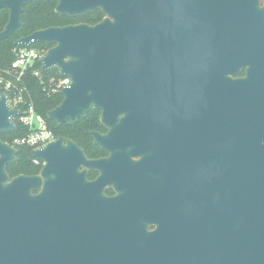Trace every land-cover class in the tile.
Returning a JSON list of instances; mask_svg holds the SVG:
<instances>
[{
    "label": "water",
    "instance_id": "water-1",
    "mask_svg": "<svg viewBox=\"0 0 264 264\" xmlns=\"http://www.w3.org/2000/svg\"><path fill=\"white\" fill-rule=\"evenodd\" d=\"M0 0V41L24 5ZM96 24L51 26L16 44H53L44 71L71 78L47 112L58 124L101 111L111 151L90 159L62 136L11 177L2 138L21 110L0 96V264H264V7L251 0H58ZM244 65L246 78L235 77ZM165 137L166 150L157 141ZM176 144L178 150L172 149ZM141 159L134 160L135 155ZM87 166L101 171L89 180ZM114 186L117 195L107 196ZM161 200L148 207V189ZM146 204V205H145ZM148 222L158 228L148 230Z\"/></svg>",
    "mask_w": 264,
    "mask_h": 264
},
{
    "label": "trees",
    "instance_id": "trees-1",
    "mask_svg": "<svg viewBox=\"0 0 264 264\" xmlns=\"http://www.w3.org/2000/svg\"><path fill=\"white\" fill-rule=\"evenodd\" d=\"M58 0H32L24 5V12L22 14V22L24 28L17 34L10 36L7 39L0 41V69L9 70L12 67V62L15 59V50L20 47L16 41L22 37L31 34L32 32L51 26H65L68 24H75L86 22L89 24H96L101 21L105 14L101 10L87 13L83 16H69L56 12ZM9 19V10L6 8L0 9V31L4 28ZM38 47L45 51L53 46L48 43H35ZM35 69L41 70V75L37 76L30 70L23 76V83L26 86L29 99L33 102L36 110L46 117L48 124L56 134L69 136L79 144L82 140L91 138L88 133L89 130L98 129L101 126L100 110L91 109L86 117H81L77 122H70L63 125H58L54 120L47 118V112L57 105H59L64 96L61 92H50L52 77H60L61 74L58 69L44 71L42 64L37 61L34 65ZM18 129L16 131H8L2 133V138L6 142L13 138L24 135L25 130L22 128L16 119ZM18 159L8 165V172L11 177L19 174H37L40 172L44 162L38 159L33 154L31 147L21 145L18 146ZM38 160V162L36 161Z\"/></svg>",
    "mask_w": 264,
    "mask_h": 264
},
{
    "label": "built area",
    "instance_id": "built-area-1",
    "mask_svg": "<svg viewBox=\"0 0 264 264\" xmlns=\"http://www.w3.org/2000/svg\"><path fill=\"white\" fill-rule=\"evenodd\" d=\"M35 43L37 42H33L31 45H20L15 50L16 56L11 69H0V96L2 92H5L9 98L10 106L21 110V114L14 117V121L16 123L17 119L25 130L24 135L13 138L8 143L17 148L25 145L33 150L41 148L57 138V134L49 126L46 117L36 110L33 102L29 99L28 90L23 83V76L32 69H34L35 75H41V70L35 69L34 65L37 61L41 63V58L46 51L33 45ZM50 82V92L62 93V90L69 86L72 80L68 76L61 75L57 78L52 77ZM36 161L38 162V160Z\"/></svg>",
    "mask_w": 264,
    "mask_h": 264
},
{
    "label": "flooded vegetation",
    "instance_id": "flooded-vegetation-1",
    "mask_svg": "<svg viewBox=\"0 0 264 264\" xmlns=\"http://www.w3.org/2000/svg\"><path fill=\"white\" fill-rule=\"evenodd\" d=\"M236 1H241V0H236ZM251 1H258L260 2L261 6L264 7V0H251ZM247 72H248V66L244 65L240 71V73L238 75H236L235 77H239V78H246L247 77ZM101 112V111H100ZM101 116V114H100ZM70 121V120H68ZM68 121H66L65 123H67ZM71 122V121H70ZM101 122V121H100ZM63 123V124H65ZM63 124H58V125H63ZM92 131H98L101 133H106L108 131V128H106L102 123L100 128L98 129H93V130H89L88 133L90 134L91 138L88 139H84L81 141V143L79 144L78 142H76L75 140H73L72 138H70L69 136L66 135H62V134H57L58 136H62L65 137L67 139H72L73 141H75L80 148H82L85 152V154L87 155L88 158L90 159H98V158H106L111 156V151L106 149L105 147H103L100 143H96L94 137L92 136ZM157 144H159L160 149L164 148V151L166 150V139L165 137L160 138L157 141ZM172 149L174 150H178V146L176 144L172 145ZM141 159V156L135 155L134 156V160H139ZM81 170H86L87 171V178L89 180H95L96 178H98V176L100 175L101 171L98 169H93L87 166H82ZM105 193L107 196H115L117 195V190L115 189L114 186L108 185L105 189ZM161 192L158 189H153L152 187L150 189H148V196H147V205L148 207H152L154 206L158 201L161 200ZM158 228V224L155 222H148V230L149 231H154Z\"/></svg>",
    "mask_w": 264,
    "mask_h": 264
}]
</instances>
